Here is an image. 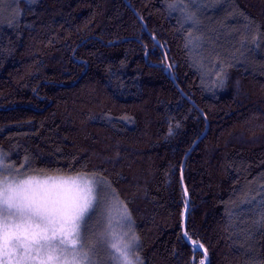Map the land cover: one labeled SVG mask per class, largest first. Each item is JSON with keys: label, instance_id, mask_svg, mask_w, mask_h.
I'll return each instance as SVG.
<instances>
[{"label": "trees", "instance_id": "16d2710c", "mask_svg": "<svg viewBox=\"0 0 264 264\" xmlns=\"http://www.w3.org/2000/svg\"><path fill=\"white\" fill-rule=\"evenodd\" d=\"M0 158L93 176L142 264H264V0H0Z\"/></svg>", "mask_w": 264, "mask_h": 264}, {"label": "snow or ice", "instance_id": "6c2138e0", "mask_svg": "<svg viewBox=\"0 0 264 264\" xmlns=\"http://www.w3.org/2000/svg\"><path fill=\"white\" fill-rule=\"evenodd\" d=\"M176 7V3L169 4L170 9ZM169 134H173V129L170 128ZM77 182L71 180L74 185ZM0 183L3 184L0 187V217H3L0 257L7 258H0V264H11L13 259L15 264H27L28 261L41 258L42 250L48 252L42 264H61V261H66L64 253L69 251L67 245L72 246L71 251L74 253L78 244L81 248L84 247L87 221L100 203L98 198L94 202L89 181H84V188L71 191L63 187L64 181L50 184L48 181L29 179L16 184H10L7 180ZM10 218L12 223H9ZM184 237L186 240L191 239L187 232ZM192 244L194 253L204 248L199 241L193 240ZM112 247L120 253L126 264H132L126 251L116 244ZM207 259L205 249L200 264H206ZM87 260V253L84 254L83 261L77 259L76 254L72 257L73 264H84ZM135 264H141L138 258Z\"/></svg>", "mask_w": 264, "mask_h": 264}, {"label": "rangeland", "instance_id": "374dc122", "mask_svg": "<svg viewBox=\"0 0 264 264\" xmlns=\"http://www.w3.org/2000/svg\"><path fill=\"white\" fill-rule=\"evenodd\" d=\"M81 177L83 179H78ZM29 179L35 181H48L50 184L54 181H64L63 187L70 191L77 188H84V181H89V186L93 190L92 195L94 197V202L96 198L100 201L98 209L87 221L88 231L85 233L86 239L84 241V247L81 248L78 244L74 253L71 251L72 246L70 244L67 245L69 251L64 253L66 261H61V264H73L72 257L74 254L77 255V259L83 261L85 253H87L88 260L84 262V264H110L111 258L113 259V264H126V261L120 256V253L116 252L112 247L113 244H116L128 253V259L132 261V264H135L137 258L142 264V260L137 253L138 237L137 234H135L128 212L125 213V208L122 205H118L114 198H110L108 190L105 191V186L96 182L93 176L83 173L68 176H20L12 174L11 172L8 173V170L2 165L0 158V182L7 180L10 184H16ZM71 180H77L78 182L74 185L71 183ZM2 186L3 184L0 183V187ZM9 223H12L11 218L9 219ZM2 227L3 217H0V229H2ZM125 245H127L126 248ZM61 247L64 246L62 245ZM105 247H109V255H107ZM33 255L35 256L36 253L34 252ZM47 255V250H42L41 258L28 261L27 264H42V260H46ZM0 258L7 259L3 257ZM11 264H15L14 259L11 261Z\"/></svg>", "mask_w": 264, "mask_h": 264}, {"label": "water", "instance_id": "95a60500", "mask_svg": "<svg viewBox=\"0 0 264 264\" xmlns=\"http://www.w3.org/2000/svg\"><path fill=\"white\" fill-rule=\"evenodd\" d=\"M186 211H187V206H186ZM186 211H185V216H186Z\"/></svg>", "mask_w": 264, "mask_h": 264}]
</instances>
